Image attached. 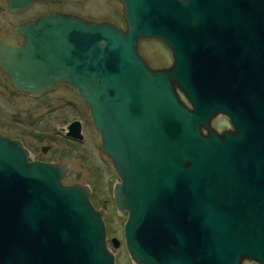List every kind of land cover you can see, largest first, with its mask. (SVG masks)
I'll list each match as a JSON object with an SVG mask.
<instances>
[{
	"label": "water",
	"instance_id": "obj_1",
	"mask_svg": "<svg viewBox=\"0 0 264 264\" xmlns=\"http://www.w3.org/2000/svg\"><path fill=\"white\" fill-rule=\"evenodd\" d=\"M119 1L126 32L62 13L3 32L0 70L16 92L66 83L88 104L133 264H264V0ZM144 39L170 67H149ZM219 115L232 130L211 127ZM27 156L0 136V264H115L90 189Z\"/></svg>",
	"mask_w": 264,
	"mask_h": 264
},
{
	"label": "rangeland",
	"instance_id": "obj_2",
	"mask_svg": "<svg viewBox=\"0 0 264 264\" xmlns=\"http://www.w3.org/2000/svg\"><path fill=\"white\" fill-rule=\"evenodd\" d=\"M52 10L78 14L92 21L114 22L123 27L121 8L119 3L114 0H85L79 5L72 3L35 5L30 9V14L34 16L38 12L43 13L44 11L49 12ZM2 11L0 10V28L4 25V14ZM140 53L153 69L167 68L172 63L170 52L160 41L142 40ZM64 98L72 100L77 105V112L80 115L76 112L72 114L66 106L57 113L50 112L56 107L64 106ZM15 103V117L17 120L15 127L2 128L0 126V133L15 138H22L31 149L34 157H43V160L66 163L70 169L66 177L62 178V183L64 185L77 184L90 189V201H92L95 208L106 212V214L104 212L103 216L108 239L116 238L120 242V246L116 250L111 245L109 247L116 255L117 264H133L123 243V225L127 215L125 212L116 211L112 199L113 185L119 180L111 167H106V164L110 166L108 158L104 154L95 152L96 145L100 146L101 144L100 136L96 135L90 126L85 125V132L86 134L88 133V136L82 145L67 142L61 136H52L53 138H50L52 134H56L52 129L54 124L62 126V124L74 118L75 115L82 119L81 116L85 114L84 110L86 111V107L79 102L75 93L65 85H60L55 92H50L39 99L18 95L15 97ZM45 103L48 104L47 107H45ZM57 115L65 121L54 119ZM40 117L43 118L42 121L39 120ZM217 117L212 120L213 124L211 127L213 129L217 127L215 122ZM40 133H46L48 135L47 138L39 141L29 135H38ZM40 145L49 146L50 150L45 155H40L38 151ZM243 264L250 263L244 261Z\"/></svg>",
	"mask_w": 264,
	"mask_h": 264
},
{
	"label": "flooded vegetation",
	"instance_id": "obj_3",
	"mask_svg": "<svg viewBox=\"0 0 264 264\" xmlns=\"http://www.w3.org/2000/svg\"><path fill=\"white\" fill-rule=\"evenodd\" d=\"M84 1L85 0H81L79 2H66V3H62V4L72 3V4H78L79 5L80 3L84 2ZM114 1H117L119 3V5H120V8H121V18H122V22H123V27L117 25V23H114V22L112 23V22H109V21H92V20H88L87 18H85V17H83L81 15H78V14L63 13L61 11H56V10H52V11H49V12L44 11L43 13L38 12L34 16H32L30 14V9L33 6H35V5H41V4L42 5H56V4L45 3V2H34L30 6L22 9L21 11H19L17 13H12V12H10L8 10L7 0H0V10H3L2 12L4 14V16H3L4 17V22H3L4 25H3L2 28H0V35L3 32L12 29L16 25H20V24H25V23L32 22V21H34L35 19H37L39 17H44V16H47V15H50L51 13H62V14H66V15H73V16L80 17V18H82V19H84L86 21H90V22L110 23V24H113L116 27H118L123 32H126L127 31V28H126V23H125L124 16H123V6H122V4H121V2L119 0H114ZM16 17H20V18H16ZM144 40H146V39H144ZM23 41H24V39L22 37H20V36H17V37L14 38V43L17 44V45H21ZM141 41L139 42V52H140V43H141ZM167 50H168V48H167ZM151 69H153V68H151ZM252 79H257V78L253 77ZM60 85H65V86L69 87L70 90H72L75 93V96L78 98L79 102L83 106L86 107V111L84 110V113L85 114L84 115L82 114V116H81L82 119L76 117V115H75L74 118H71L69 121H67L64 124H62V126H59L58 124H54L52 129L54 130V133L56 132V134H54V135L52 134L50 136V138H53L52 136H61L67 142H70L72 144L82 145V144L85 143V141L87 140V136H88V133L86 134V132H85V125L90 126L91 129H92V131H94V133L96 135L98 134L100 136V138H101V135L99 133H97V131H96V129H95L93 123H92V120H91V117H90V110H89L88 104L82 99V97L79 95V93L77 92V90L74 89L73 87H71L69 84H66V83L57 84L53 90H47V91L43 92L42 94H40L38 96H32V95H30L28 93H19V92H16L14 90V88L12 87V85H11V83L9 81V78L1 70H0V126L2 128H12V127H15V124L17 122L16 117H15L16 116L15 115V107H16L15 97L16 96H18V95H26V96H29V97L34 98V99H39V98H41L43 96H46V94H48L50 92H55ZM255 95H257V93H255ZM64 101H65L64 102V106H62V107H56V108L50 110V112L51 113L52 112L57 113L59 110L63 109L66 106V108L69 109V111L72 114H74V112H76L78 114V112H77L78 111L77 105L72 100L70 101V100L65 99ZM49 105H50V103H49ZM47 106H48V104L45 103V107H47ZM78 115H80V114H78ZM58 117H59V115H57V117L54 118V119H57V120L59 119L62 122L65 121L64 119H61L60 117L59 118ZM39 120L42 121L43 118L40 117ZM215 122H216L217 127L215 126L216 128H214V129L219 134H222L225 131L232 130V127H231L230 123L228 122L227 118L224 115H219L217 117V119L215 120ZM212 124H213V122L211 123V126H212ZM70 126H73V127L71 129H69ZM71 130H73V131H71ZM29 135H31V137L36 138V140H39V141L47 138V136H48L46 133H40L38 135H35V134H29ZM0 136L1 137H7L10 140L19 141L21 143L22 147L28 153V156H27V161L28 162L36 161V162H41V163H50V164H54V165H60V164H62V165H64L66 167L65 174L63 175L62 178H65L66 175L68 174L70 167L66 163H63L62 161H60V162H54L53 160H43V157L42 158L41 157H34L31 149L28 147V145L26 144V142L22 138H20V137L19 138H15V137H12L10 135L1 134V133H0ZM79 136L82 137V138L79 139L78 138ZM101 143H102V140H101ZM100 146H101V144H100ZM100 146L96 145L95 152L96 153L99 152L101 154H104L101 151ZM49 150H50V147L49 146L40 145L38 151H39V154L40 155H45ZM104 155L108 158V161H109V164H110V166L108 164H106V167L107 168L111 167V169L114 171L117 179L119 180V178H118V176H117V174H116V172H115V170L113 168L111 159L106 154H104ZM117 183H120V180ZM117 183H115L113 185V188H112V199H113V204L115 206V209H116V205H115L114 197H113V189H114V186ZM105 202H107V201H105ZM93 206H94V204H93ZM95 209H97V208H95ZM97 210H99V208ZM116 211H118V210L116 209ZM105 214H106V212H105ZM126 215H127V213H126ZM103 219H104V216H103ZM126 219H127V217H126ZM125 222H126V220H125ZM125 222H124V224H125ZM104 223H105V219H104ZM105 226H106V223H105ZM123 227H124V225H123ZM111 239H108V235H107V232H106V243H107L108 248L111 245ZM108 241H109L110 244L108 243ZM114 255H115V253H114ZM247 262H249L250 264H260V263L254 261V260L247 261ZM115 264H117L116 255H115Z\"/></svg>",
	"mask_w": 264,
	"mask_h": 264
},
{
	"label": "bare ground",
	"instance_id": "obj_4",
	"mask_svg": "<svg viewBox=\"0 0 264 264\" xmlns=\"http://www.w3.org/2000/svg\"><path fill=\"white\" fill-rule=\"evenodd\" d=\"M106 227V226H105ZM124 228V227H123Z\"/></svg>",
	"mask_w": 264,
	"mask_h": 264
}]
</instances>
